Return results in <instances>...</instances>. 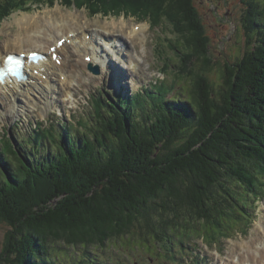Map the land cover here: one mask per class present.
<instances>
[{
	"label": "trees",
	"instance_id": "obj_1",
	"mask_svg": "<svg viewBox=\"0 0 264 264\" xmlns=\"http://www.w3.org/2000/svg\"><path fill=\"white\" fill-rule=\"evenodd\" d=\"M41 1L0 0V17ZM68 1L95 13L151 14L157 23L171 16L186 40L183 62L189 53L201 65L179 96L168 99L174 86L162 82L133 97L100 98L97 123L77 132L65 124L60 134L38 129L21 141L6 134L0 264H110L98 253L114 240L152 250L192 222L241 213L240 198L263 187L264 0H242L251 48L226 65L219 86L206 74L209 38L193 0ZM58 245L71 258L55 257Z\"/></svg>",
	"mask_w": 264,
	"mask_h": 264
},
{
	"label": "rangeland",
	"instance_id": "obj_2",
	"mask_svg": "<svg viewBox=\"0 0 264 264\" xmlns=\"http://www.w3.org/2000/svg\"><path fill=\"white\" fill-rule=\"evenodd\" d=\"M58 1L60 0H53L49 3L43 0L37 4H29L25 8L13 10L6 17H0V44L2 41L6 42L8 37L18 33L21 23L27 22L24 21V18L28 17L29 19L38 20L41 16L46 15L45 12L47 10L51 13H56L57 10L61 9L66 13L74 12V15L83 18L84 21L88 20L90 24V27H87L88 30L104 31L105 29L101 25L108 21L113 23L114 20L116 22L114 21L113 24L119 26L127 25V23L119 24L121 21H127L131 25L143 24L144 28L147 29L149 27L148 31L145 29L144 37H147L145 42L140 40L132 44L129 41V44L133 46L130 45L126 51L128 54L124 69L127 79L123 80L126 83L123 84L122 88L126 89L128 84V90L125 93L123 92V94L132 96L138 90L151 89L154 81L173 85L174 89L168 94V99L173 98L185 91V88L187 89L190 80H192L191 75L194 70L196 71V68H200L201 62L196 58L191 61L189 53H186L188 58L185 59L186 62H183L184 49L188 51L184 44L186 40L181 36L182 26H177L171 16H166L164 21L157 25H154L157 20L151 14L146 15L145 17L147 18H143L137 16V14H129L130 12L128 13L121 9L118 11L119 14L103 15L101 13H92V16L89 15L91 18H89L85 16L89 12L85 7L79 9L74 4L70 5L68 0H61L60 3ZM193 3L198 10L204 24L205 33L209 38V56L212 62L206 74L212 82L219 86L222 83L226 65L237 63L251 48V45L248 44L249 37L246 28L243 25V15L246 8L242 0H193ZM148 18L152 24L146 21ZM56 22H59V20ZM40 28L47 29V26L33 27V30ZM130 30L128 28L125 29V32L115 30L113 33H108L109 35L106 38L113 36L112 41L121 43L127 41L125 37L130 33ZM138 46H141V48ZM142 47L144 58L143 61H140L141 64L137 66V68H141L139 70L141 72L138 73V69L132 68L130 63L135 62V59L132 58L133 55L136 56L138 52L142 54ZM75 56L71 54V60L76 61L77 57L80 60L77 54ZM82 56L84 57V55ZM99 65L102 72L97 77L94 76L96 75L95 73L83 67L84 82L81 83V86H79L80 84L76 85L74 90L73 85L70 89L71 93L59 83L56 93L58 99L52 95L54 101L49 106H46L47 101L42 97L35 108L21 101L19 105L23 107L24 112L11 113L5 112L3 108H0V148H2L3 144H6L5 140L8 131L13 140L21 141L23 138L34 136L35 130H38L39 127L44 129L54 127L55 131H58L57 134H60L68 126L73 132H77L78 128H82V124L85 121L97 123L96 114L93 113L94 104L92 101L99 97L101 86H104V90L111 97L115 98L117 96L114 91L116 88L107 86L108 83H111V70H106L101 61H99ZM182 65L185 66L183 70ZM84 73L87 76L91 75V78H88ZM87 79H90L91 82L96 80L87 84L85 81ZM117 79L115 78V80ZM71 80L72 83L76 84L74 78H71ZM120 84L121 82L119 87ZM65 90L70 94L73 93L71 99L65 96L67 93ZM118 90L120 92V88H117ZM43 101H45V104ZM45 107H48V112L44 109ZM14 113L22 115H13ZM46 113L47 115H44ZM59 121H61V124H59ZM66 123L68 126H65ZM52 149H54V146H52ZM262 176L259 186L261 188L262 184L263 187L258 197L253 194H247V196L240 198L239 204L244 208H240L241 213L230 211L224 220H219V215H215L216 217L213 219L212 224L192 222L187 229L181 228L178 235L171 240L155 244L156 247L152 250L147 247H138L126 238L112 241L105 253L99 250L102 254H98L105 262L110 264H134L135 261L137 264H242L241 252L231 255V247L245 241H252L258 235V230H264V172H262ZM6 230V226L0 224V251L3 247ZM262 245L264 246V242ZM60 247L62 248L63 245H58L59 251L55 252V257L62 261L71 258L72 254L66 253L67 256H65V250L60 251ZM95 250L94 248L92 249L93 252ZM72 252L74 253V250ZM78 256H80L79 249L72 259H79Z\"/></svg>",
	"mask_w": 264,
	"mask_h": 264
},
{
	"label": "bare ground",
	"instance_id": "obj_3",
	"mask_svg": "<svg viewBox=\"0 0 264 264\" xmlns=\"http://www.w3.org/2000/svg\"><path fill=\"white\" fill-rule=\"evenodd\" d=\"M45 13L46 15L41 16L38 20L29 19L28 17L24 18V21L27 22L21 23L20 32L18 31L13 36L9 35L11 37H8L6 42L2 41L0 44V63L4 62L9 53L21 54L22 52L41 51L48 54L47 60H41L38 64L32 63L28 65V80L20 81L18 78L13 77L5 82L0 81V108H3L5 112L12 113L16 112V110L19 111L18 113L24 112L23 107L19 105L21 101L31 107H36L42 97L47 101V105L53 104L52 95L58 99L56 93L57 83L59 82L71 93L70 89L74 85L71 82V78H74L75 82L82 83L83 81L82 67L86 66L87 63L82 58V53H86L85 57L91 54L94 55V61L92 60V62L98 64L97 60L100 59V54L104 59L109 58L104 56V53L99 51V48L107 44L110 49L115 50L111 40L109 42L106 41L109 39L106 38L109 35L108 33H113L115 30L125 32V29L128 28L131 30L125 37L127 41L116 44L115 57L106 60L108 66L112 67L114 65V67H118L115 68L121 72V75L117 83L119 85L121 82L120 88L124 86L123 84L126 81L123 80L127 79L124 69L127 59L123 52L129 46V41L132 44L140 40L146 41L147 37H144L145 28L143 25H131L127 21H121L119 24L127 23V25L119 26L113 24L114 21L116 22L114 20L113 23L108 21L101 25L105 29L104 31L88 30L87 27H90L88 20L84 21L83 18L74 15V12L66 13L60 9L56 13H51L48 10ZM57 20L59 22H56ZM42 26H47V29L33 30V27L39 28ZM61 39L64 40L62 44L59 43ZM52 46H56L55 51L51 50ZM72 52L77 54L80 60H71ZM54 53L58 54L57 59L54 58ZM132 58L135 59L134 56ZM139 63L138 58H136L135 65L132 67L136 68ZM19 107H21L22 111ZM258 231V235L252 241H245L231 247V255L241 252L242 264H264V246L262 245L264 242V230ZM261 241L262 243L257 246Z\"/></svg>",
	"mask_w": 264,
	"mask_h": 264
},
{
	"label": "snow or ice",
	"instance_id": "obj_4",
	"mask_svg": "<svg viewBox=\"0 0 264 264\" xmlns=\"http://www.w3.org/2000/svg\"><path fill=\"white\" fill-rule=\"evenodd\" d=\"M33 56H35V53H33ZM13 59V57L9 56L8 60L11 61Z\"/></svg>",
	"mask_w": 264,
	"mask_h": 264
}]
</instances>
